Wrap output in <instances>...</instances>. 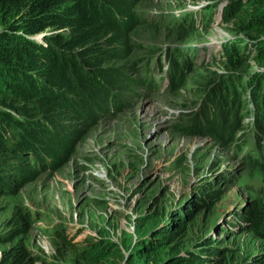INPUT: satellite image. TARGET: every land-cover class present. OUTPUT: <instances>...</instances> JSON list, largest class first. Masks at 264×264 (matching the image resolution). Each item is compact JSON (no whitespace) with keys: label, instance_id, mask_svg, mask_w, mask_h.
<instances>
[{"label":"rangeland","instance_id":"obj_1","mask_svg":"<svg viewBox=\"0 0 264 264\" xmlns=\"http://www.w3.org/2000/svg\"><path fill=\"white\" fill-rule=\"evenodd\" d=\"M152 1L155 4L141 0L135 5V10L144 17L139 18L140 28L132 39L137 44L136 55L165 50L168 57L176 55L183 72L184 89L172 88L167 61L162 58L161 68L159 65L150 71L151 81L158 86L146 82L144 87L127 88L124 98L119 103H110L109 109H103L89 127L81 120H64L65 127L74 124L84 130L75 154L54 172L46 158L39 164L47 163V166L36 167L39 170L33 179L26 177L20 183L11 182L10 188H0V263L5 252L15 251L21 243L31 251L25 264H32L34 256L43 254L49 258L59 254L70 259L72 251H58L56 247L60 241L56 230L64 226L77 242L83 241L87 234L96 233L118 243L122 248L121 264H129L130 253L138 250L144 235L169 218L176 222L181 209L195 217L194 232L174 239L182 251L204 248L205 252H212L218 246L223 251L220 258H226L225 264H243L258 255L264 257V224L255 229L244 216L254 203L262 208L264 215L261 166L247 161L245 150L236 154L206 133H187L177 127L188 125L193 112L197 115L204 112L209 90L205 93L200 87L205 85L208 72L224 71L222 56L212 58V54L219 53L220 43H235L238 37L246 36L232 31L231 23L221 24L219 13L213 27L209 28L210 23L206 24L207 29L196 25L197 31L189 36L185 32L182 38L181 32L186 27L180 26L187 23L180 16L189 8L195 9V2L201 5L206 0ZM151 13L156 16L151 17ZM148 22L156 23V28L145 26ZM54 32L47 29L34 36L44 40ZM190 41H203L198 47L205 44L195 59L182 58L195 45L175 46ZM152 47L154 50H150ZM250 63L252 67L245 75L259 66L255 60ZM131 64L136 66L128 70L131 79H145L142 61ZM234 71L239 73L238 68ZM212 190L219 191L214 201L200 200V195L209 199L205 192ZM22 209L32 213L33 221L28 230L17 232L21 224L18 211ZM184 219L188 220L189 214ZM78 228L83 232L77 234ZM111 260L109 264H115V258Z\"/></svg>","mask_w":264,"mask_h":264},{"label":"trees","instance_id":"obj_2","mask_svg":"<svg viewBox=\"0 0 264 264\" xmlns=\"http://www.w3.org/2000/svg\"><path fill=\"white\" fill-rule=\"evenodd\" d=\"M140 1L0 0V188H10L11 182L20 183L26 177L33 179L39 161L51 158L54 172L75 154L84 130L74 124L65 127L64 120H81L89 127L103 109H109L110 103L124 98L127 88L151 82L147 69L145 79H131L128 75L129 69L136 68L132 62L143 63L149 56L137 57V44L132 40L140 28L141 15L135 10ZM223 16L224 22L233 25L231 30L238 36L245 34L246 39L238 37V41L226 46L221 57L224 73L219 69L217 74L207 73L206 83L200 87L205 93L209 90L204 112H193L188 125L177 127L187 133H206L226 147L235 141V131L244 128L243 120L250 116L246 108L248 90L251 91L258 145L255 157L264 172V70H258L264 68V0H229ZM155 24L148 22L145 26L156 28ZM47 29L55 32L42 41L31 38ZM192 31L195 30L183 29L182 38L185 32L189 36ZM168 59L172 88L180 91L184 89L180 63L176 55ZM251 60L259 65L253 71L254 77L251 73L245 75L252 67ZM246 76L251 77L250 81L245 80ZM244 141L241 138L237 147L241 148ZM205 193L209 199L200 195L203 202L219 196L217 190ZM21 211L17 232L28 230L33 221L28 209ZM186 214L188 220L184 219ZM244 216L255 229L264 224L262 208L257 203ZM194 221L192 212L181 209L176 222L160 225L144 235L138 250L130 253L129 264H225L218 246L212 252L176 247L177 236L194 232ZM67 228L56 230L60 237L56 247L58 251H72L71 258L57 254L49 260L45 254L36 255L32 264H109L112 257L115 264H121L119 244L92 234L77 242ZM82 232L78 228L77 234ZM30 256L31 251L21 243L15 251L5 252L0 264H25ZM243 264H264V257L258 255Z\"/></svg>","mask_w":264,"mask_h":264},{"label":"clouds","instance_id":"obj_3","mask_svg":"<svg viewBox=\"0 0 264 264\" xmlns=\"http://www.w3.org/2000/svg\"><path fill=\"white\" fill-rule=\"evenodd\" d=\"M205 2H206L205 4H201V5H200V2H195L193 4L194 5L193 8H195V9H190L189 8V11L183 13L182 16H180V19L184 23H187V25H183V26H180V27H186V28H191L192 30H195L196 28L194 26L201 24V26H199L198 28L207 29L208 27L205 28V26H206V24H209V23L212 24V27H213L214 24L216 23V17H217V15L219 13H220V17H221V24H223L224 23V16L223 15L226 12V8H227V4H228L229 0H206ZM195 5H198V6H195ZM209 28H211V26ZM195 31H197V30H195ZM244 39H246V38H244ZM36 40H41V39H36ZM188 41H186V42H188ZM191 42H194V41H190L189 44H186V43H183L181 45L178 44V46H175V47H179V46H188L189 47L190 45L194 44L195 46L194 47H189V49L184 52V55L186 57L187 56L192 57L191 59H195V57H196V55H197V53L199 51L197 49L198 45L201 44L203 41L196 42V43H191ZM218 43H220V42H218ZM233 43L234 42H230V41H223L222 43H220L221 49L219 50V53L212 54V58H214L216 56H220V55L222 56L224 54L226 46L228 44L230 45V44H233ZM167 53H168V51H166V50L164 52H152L148 56L147 60L142 63V67L144 66L145 72H146V69L149 70L148 73L151 76V79H153V75H152V73H150V71L152 72V69L154 67H159L160 61H162V58H164L167 61L166 66H167V70H168V77L170 78L171 84H172V77H171L170 71H169L170 70V63H169V59L167 57ZM153 64H154V66H153ZM257 67L258 66H255L252 69V73H251L252 76L251 77H254V75H253L254 72L253 71H254V69H258ZM258 70H264V68H261V69H258ZM221 73H224V71H221ZM250 78L248 76H246L245 80L250 81L249 80ZM248 94H249V96L247 97L248 98V104H247L248 107L247 108L250 109V111L247 108H246V111H248L250 113V116H248V117H246L244 119V121L245 120H248V121H246V122L243 121V123H244L243 127L244 128H239V129H237L235 131V134H236L235 135V137H236L235 141L232 142L231 144H228L226 146V148H227V150H232L236 154H240L242 151L245 150L246 151L245 154H244L245 155V159L247 161L252 162V163H258V158H257V156L255 157V154L257 153V150H258V147H257L258 146L257 145V135H256L255 127L253 126V123H254L253 122L254 121L253 112L255 110V106L251 102V91L249 92V90H248ZM202 113H200V114H202ZM241 138H243L245 141H244L243 146L241 148H238L237 144L240 142ZM32 159H33L32 162H34V160H35L34 156H32ZM49 161H50V163H52V159L51 158H47V163ZM170 223H173V221H172V219L169 218V219L166 220L165 223L162 224V226L165 227V226H167ZM94 236H100V235L94 233ZM105 238H107V237H105ZM136 242L137 241H136V236H135V237H133V243L135 244ZM120 248H121V246H120ZM121 250H122V248H121ZM47 258L49 260H54V258H52V257L51 258L47 257ZM70 264H72V263H70Z\"/></svg>","mask_w":264,"mask_h":264},{"label":"bare ground","instance_id":"obj_4","mask_svg":"<svg viewBox=\"0 0 264 264\" xmlns=\"http://www.w3.org/2000/svg\"><path fill=\"white\" fill-rule=\"evenodd\" d=\"M153 2H154V1H153ZM154 4H155V3H154ZM151 14H152V13H151ZM155 16H156L155 14H152V15H151V17H155ZM199 30H201V29H199ZM201 47H204V44L201 45V46H199L197 49L200 50ZM190 59H191V58H190ZM189 61L192 62V60H189ZM161 66H162V64L160 63V68H161ZM157 70H158V69H157ZM151 83H152L153 86H158L157 84H155L154 81H151ZM159 87L162 89V86H161V85H159ZM166 88H167V87H166ZM166 88H165L164 90H166ZM27 152H28V151H27ZM31 152H33V151H31ZM39 163H40V161H39ZM39 163H38L37 166L40 167V168H43V166H41V164H39ZM44 165L47 166L46 164H44Z\"/></svg>","mask_w":264,"mask_h":264},{"label":"water","instance_id":"obj_5","mask_svg":"<svg viewBox=\"0 0 264 264\" xmlns=\"http://www.w3.org/2000/svg\"><path fill=\"white\" fill-rule=\"evenodd\" d=\"M31 38H33V39H38L36 36H31Z\"/></svg>","mask_w":264,"mask_h":264}]
</instances>
